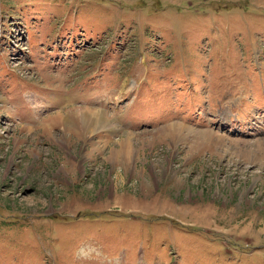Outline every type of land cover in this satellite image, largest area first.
Here are the masks:
<instances>
[{
	"label": "rangeland",
	"instance_id": "1",
	"mask_svg": "<svg viewBox=\"0 0 264 264\" xmlns=\"http://www.w3.org/2000/svg\"><path fill=\"white\" fill-rule=\"evenodd\" d=\"M63 57L112 101L20 124ZM0 264H264V0H0Z\"/></svg>",
	"mask_w": 264,
	"mask_h": 264
},
{
	"label": "crops",
	"instance_id": "2",
	"mask_svg": "<svg viewBox=\"0 0 264 264\" xmlns=\"http://www.w3.org/2000/svg\"><path fill=\"white\" fill-rule=\"evenodd\" d=\"M37 44H34L32 46V50L36 52L38 55L39 53V48ZM43 46V45H41ZM89 51V48L83 49L80 51V49H77V54H74L73 57L75 59V55H78L79 57L82 58L83 56V63L85 62V57L87 56V52ZM109 52H114V50L109 49L108 47L106 48L105 52H107V55H100L99 59L102 61L105 59L107 63L111 61V57L108 55ZM43 53V52H42ZM61 55H66V51L63 52ZM105 56V57H103ZM62 57V56H61ZM66 57L62 58V62H60L57 65H51L50 63L48 64L46 61L45 64H42L41 67H38L41 70L42 74V79L44 84H47L49 88H54L51 87L53 84L60 85V88H57V92L54 97H49L40 94H33L29 96V98H21L20 99V105L17 101L15 100L14 97H4L5 102L8 104V108L10 112L13 114V117L18 119L20 121V124H25L26 126L32 127V126H38L40 122H42L45 118L48 116L55 114L51 113L52 111H39V107L42 106V109H45L49 107L52 109L55 105L56 107L59 106V104H66V103H73L75 105H93V104H99V103H109V99L111 100V97L109 94H106L104 98H99L96 96V92L98 90H107L108 86L109 90L115 91V85H112V80L115 78V74L118 71H115L114 65L112 64L109 69H104V67H90L86 66L82 69H85L83 71L79 70L78 67L79 65L73 60L72 64H65V62L72 58L67 57V60L63 59ZM111 58V59H110ZM56 67V68H55ZM56 69V72H55ZM89 70V71H87ZM77 74V75H76ZM85 74H90V77H85ZM107 77L105 81H103L100 85H96L99 81V76ZM111 77V79H110ZM94 83V86H93ZM108 84V85H107ZM118 90V89H117ZM111 91V92H112ZM120 92V91H119ZM35 96V97H34ZM18 98V97H17ZM36 101V104L38 106H34L31 102ZM112 101V100H111ZM41 105V106H40ZM108 118L110 120V124L107 126V128L113 127L116 128H126L127 126L123 124L122 122L124 121V117H120L117 114H112L108 115ZM121 122V123H120Z\"/></svg>",
	"mask_w": 264,
	"mask_h": 264
},
{
	"label": "bare ground",
	"instance_id": "3",
	"mask_svg": "<svg viewBox=\"0 0 264 264\" xmlns=\"http://www.w3.org/2000/svg\"><path fill=\"white\" fill-rule=\"evenodd\" d=\"M77 109V108H76ZM82 112V111H81ZM78 113V112H77ZM76 113V114H77ZM98 114L100 116H98ZM97 116L98 118L95 119L92 116V112H90L89 110H85L83 113H81L78 117H77V121L79 126L86 132H90V134H93L94 132L98 131L99 129H102L106 126L105 121H108L106 119L105 116L101 115L100 113H98ZM95 115V114H94ZM69 116V115H68ZM60 117V116H59ZM96 117V116H95ZM46 119V118H45ZM45 119L43 121H45ZM71 119V118H70ZM51 120V119H50ZM62 121V120H61ZM74 121V120H73ZM49 122V120H48ZM68 123V122H67ZM62 124V123H61ZM71 125V123H69ZM74 124V123H73ZM72 124V125H73ZM77 125V124H76ZM46 126V125H45ZM65 127V126H64ZM75 127V126H74ZM71 128V127H70ZM79 128V127H78ZM80 128V130H81ZM169 129L172 130H178V127L175 126H170L168 127ZM64 130V129H63ZM73 130V129H72ZM79 130V129H78ZM71 131V130H70ZM75 133V132H74ZM89 134V135H90Z\"/></svg>",
	"mask_w": 264,
	"mask_h": 264
}]
</instances>
